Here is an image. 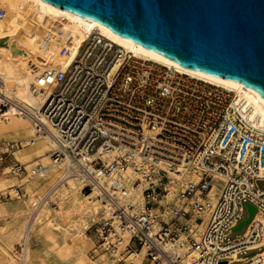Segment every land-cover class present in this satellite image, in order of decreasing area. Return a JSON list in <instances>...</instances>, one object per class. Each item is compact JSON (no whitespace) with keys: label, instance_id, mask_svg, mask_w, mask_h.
I'll list each match as a JSON object with an SVG mask.
<instances>
[{"label":"built area","instance_id":"obj_1","mask_svg":"<svg viewBox=\"0 0 264 264\" xmlns=\"http://www.w3.org/2000/svg\"><path fill=\"white\" fill-rule=\"evenodd\" d=\"M40 81L53 92L32 121L55 141L54 163L68 162L87 190L104 199L109 219L96 225L100 249L117 254L126 234L119 264L145 246L143 264H257L264 258V221H257L264 218V134L233 107L228 90L127 53L98 34L69 68L47 67ZM17 147L8 144L0 154V174L7 168L9 175L31 174L19 162L6 164ZM130 167L140 175L133 182ZM47 172L40 165L32 175ZM192 174L198 182L188 179ZM215 175L224 179L221 189ZM142 184L144 210H137L129 203L130 186ZM171 185L178 193L170 201ZM249 205L257 211L237 231L250 217ZM23 250L19 245L17 252ZM253 251L259 253L240 258Z\"/></svg>","mask_w":264,"mask_h":264},{"label":"bare ground","instance_id":"obj_2","mask_svg":"<svg viewBox=\"0 0 264 264\" xmlns=\"http://www.w3.org/2000/svg\"><path fill=\"white\" fill-rule=\"evenodd\" d=\"M0 9L5 12L0 19V141L22 143L12 155L31 173L26 177L10 176V168H7L0 175V195L9 194V201L15 207L8 211V203L0 202V221H7L0 228V264H47L37 261L32 239L40 241L46 257L54 256L59 264H119L117 256L129 243L125 234L117 254L99 249L96 259L89 256L97 247L86 232L108 221L105 201L95 190H87L86 180L67 169L68 162L54 163L52 154L56 143L49 134L37 132L31 117L39 113L53 92L52 86L40 81L44 69L69 68L94 34L116 43L127 53L228 90L233 107L262 132L260 137L264 134V103L256 92L239 82L186 69L159 53L117 36L95 21L43 0H0ZM103 154L106 162L114 161L113 154ZM40 165L47 167L48 172L44 176H33L32 171ZM126 175L132 182L140 177L132 167ZM188 179L199 181L195 174ZM213 183L216 189H221L224 179L215 175ZM143 187V184L137 188L130 186L129 203L137 210H144ZM20 188L25 190V197L20 194ZM177 193L178 187L171 185L168 199L174 200ZM257 221H264L262 214ZM19 245L24 247L22 253L17 252ZM147 252L145 246L129 255L125 264H143ZM257 261L264 264L263 257Z\"/></svg>","mask_w":264,"mask_h":264},{"label":"water","instance_id":"obj_3","mask_svg":"<svg viewBox=\"0 0 264 264\" xmlns=\"http://www.w3.org/2000/svg\"><path fill=\"white\" fill-rule=\"evenodd\" d=\"M43 1L186 69L239 82L264 103V0ZM248 208L250 217L237 231L257 211Z\"/></svg>","mask_w":264,"mask_h":264},{"label":"rangeland","instance_id":"obj_4","mask_svg":"<svg viewBox=\"0 0 264 264\" xmlns=\"http://www.w3.org/2000/svg\"><path fill=\"white\" fill-rule=\"evenodd\" d=\"M12 143H14V142L13 141L1 140L0 141V154L5 150V148H6V146L8 144H12ZM16 145H19V147H22V143L21 142H17ZM19 147H17V149L15 151H17ZM12 162H14V163H16V162L21 163L20 161H18L15 158V156H10L7 159V161H6V164L7 165H10ZM0 175H2V174H0ZM10 176H12V175H10ZM19 192H20V194L23 197H25V190L23 188H20L19 189ZM86 192H88V191H86ZM10 199H11V196L9 194H3V195L1 194L0 195V202L8 203V205H7L8 211H11V210H14L15 209L14 204L13 203L11 204V202L9 201ZM247 218H248V210H246V214H245V218L244 219H247ZM6 222L7 221L5 219L1 220L0 221V228L3 225H5ZM97 227L98 226H92L91 229L86 232V234L89 237H91L92 239H94L95 240V243H96L97 249H95V250H93V251H91L89 253V256L91 258H93V259H96L98 257L99 251L102 250V249L99 248L100 247V238H99V235L97 234V231H96ZM242 234H243V232L234 233L231 238L234 239V238H236V236H239V235H242ZM31 246H32L34 252L37 254V261L38 262L45 261V263H47V264H59L57 258H55L54 256L46 257L47 255H46V253L44 251L45 250V247L43 246V244L40 241H38L36 239H32ZM97 250H99V251H97ZM258 253H259V251L249 252L246 255L240 256V258H248V259H250V258L254 257L256 254H258Z\"/></svg>","mask_w":264,"mask_h":264}]
</instances>
